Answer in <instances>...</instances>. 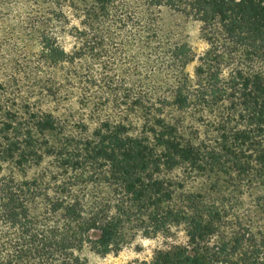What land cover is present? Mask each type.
<instances>
[{"label":"trees","instance_id":"obj_1","mask_svg":"<svg viewBox=\"0 0 264 264\" xmlns=\"http://www.w3.org/2000/svg\"><path fill=\"white\" fill-rule=\"evenodd\" d=\"M31 1L0 23V264L136 234L128 264H264V0Z\"/></svg>","mask_w":264,"mask_h":264},{"label":"rangeland","instance_id":"obj_2","mask_svg":"<svg viewBox=\"0 0 264 264\" xmlns=\"http://www.w3.org/2000/svg\"><path fill=\"white\" fill-rule=\"evenodd\" d=\"M3 7L0 9V23H11L15 21L18 12L26 15V12L34 9L31 0H1ZM163 34L171 39L186 41L192 51L197 55L207 48L206 42L199 35L198 24L191 20L180 18L162 19L160 21ZM196 61L189 62L185 67L186 73L191 77ZM177 239L184 240L181 231H177ZM161 243V238H145L140 234L128 244H125L117 253L99 255L91 250L86 251L88 264H128L135 260L149 259L152 251Z\"/></svg>","mask_w":264,"mask_h":264}]
</instances>
